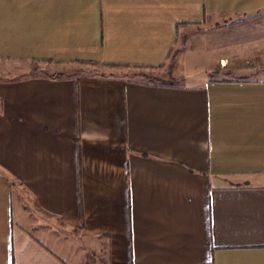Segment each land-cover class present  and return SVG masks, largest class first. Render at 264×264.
I'll use <instances>...</instances> for the list:
<instances>
[{
    "label": "crops",
    "instance_id": "0c3cea01",
    "mask_svg": "<svg viewBox=\"0 0 264 264\" xmlns=\"http://www.w3.org/2000/svg\"><path fill=\"white\" fill-rule=\"evenodd\" d=\"M0 61V264H264V0H0Z\"/></svg>",
    "mask_w": 264,
    "mask_h": 264
},
{
    "label": "rangeland",
    "instance_id": "374dc122",
    "mask_svg": "<svg viewBox=\"0 0 264 264\" xmlns=\"http://www.w3.org/2000/svg\"><path fill=\"white\" fill-rule=\"evenodd\" d=\"M199 29V30H198ZM188 37H189V41H188V46L189 48H196L199 47L200 51H203V49L205 50V53H207L210 56L214 55V51H213V44H214V29L213 28H207V27H199V28H194V27H190L189 31H188ZM198 60V55H197V51L196 49L193 50L188 57H184V58H178L173 59V66L174 64H176L175 67H172V70L174 69V73L178 74L182 71L186 70V67L189 66V68L194 65ZM247 63H250L249 61H247ZM7 63H4L3 61H0V68H6ZM19 65H23L22 67H26V65H24V63H17ZM8 65V64H7ZM213 73V72H212ZM8 76H10L11 74H7ZM1 76H5L4 74H1ZM173 82H178L179 81V77H176L174 79H170Z\"/></svg>",
    "mask_w": 264,
    "mask_h": 264
}]
</instances>
